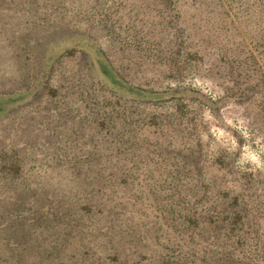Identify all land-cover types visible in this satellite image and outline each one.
I'll list each match as a JSON object with an SVG mask.
<instances>
[{"label":"rangeland","instance_id":"obj_1","mask_svg":"<svg viewBox=\"0 0 264 264\" xmlns=\"http://www.w3.org/2000/svg\"><path fill=\"white\" fill-rule=\"evenodd\" d=\"M0 213V264H264V0H0Z\"/></svg>","mask_w":264,"mask_h":264},{"label":"trees","instance_id":"obj_2","mask_svg":"<svg viewBox=\"0 0 264 264\" xmlns=\"http://www.w3.org/2000/svg\"><path fill=\"white\" fill-rule=\"evenodd\" d=\"M103 68H104V71H105L104 73L106 75L109 74V69L105 68V67H103ZM9 183H11V181ZM196 200H200V199H196ZM209 201L210 200H208V199L205 200V201H201V204H203L206 207H205V209L196 210L195 213H193L192 209L188 210V209L183 208L184 209L183 213L182 214L180 213V215H179L180 216V220L182 222L181 228L183 226H186L187 228L191 229V228H193L194 225H195L196 228H199L201 226L199 224V219L203 215V213H204V215L208 216L209 215L208 211H212L213 212V211L217 210L218 204L217 205H215V204L209 205ZM231 203H233V202H231ZM174 204L176 205V203H174ZM20 206H21V204L18 201V203L15 204V206L13 208H11L9 210L6 209L3 212V213H5L7 215V218H9V220L11 222V225H13V223H15V224L18 225L17 226L18 228L21 227V222L23 223L25 221V218L23 217V211L20 210L21 209ZM169 210H170V212L176 213V209H174V208H169ZM197 215H199V217ZM2 219H4V217H3V214L0 213V220H2ZM222 220H224V219H222ZM211 222L215 223V221L213 219H209L208 223H211ZM175 232H178V231L176 230ZM12 238H13V235H12ZM13 239H15V238H13ZM13 239H9V240L4 239L5 240V244L9 245L10 244L9 242H11ZM153 241H156V239L154 238ZM9 246H11V245H9ZM2 262H6L7 263V260L3 259Z\"/></svg>","mask_w":264,"mask_h":264}]
</instances>
